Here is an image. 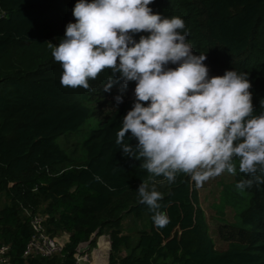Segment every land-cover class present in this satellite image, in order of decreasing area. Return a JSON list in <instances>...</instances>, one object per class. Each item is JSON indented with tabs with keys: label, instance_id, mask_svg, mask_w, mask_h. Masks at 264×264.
<instances>
[{
	"label": "trees",
	"instance_id": "trees-1",
	"mask_svg": "<svg viewBox=\"0 0 264 264\" xmlns=\"http://www.w3.org/2000/svg\"><path fill=\"white\" fill-rule=\"evenodd\" d=\"M77 2L0 0V241L10 245L8 264H77L79 248L95 245L100 236L111 245L108 264H264V182L240 173L238 160L236 174L224 172L231 180L223 175L218 180L215 207L221 216L214 229L201 189L184 173L171 184L156 178L162 187L160 210L169 220L165 227L154 225L140 199L128 202L143 180L154 183L142 161L125 157L116 144L135 95L114 102V110L97 124L91 119L80 157L57 141L83 130L95 99L108 94L104 88L111 75L105 69L89 80L88 90L61 84L63 69L47 42L56 39L58 45L66 26L76 22ZM149 7L184 20L185 29L178 31L187 32L195 55H207L210 77L227 70L247 74L253 115L264 112V0H153ZM142 35L150 34L134 38ZM113 79V94H121L123 81L119 74ZM130 136L125 142L135 145ZM256 175L264 180V173ZM248 179L251 187L236 188ZM38 213L50 235L65 234L62 251L52 257L24 255ZM124 215L131 217L127 227Z\"/></svg>",
	"mask_w": 264,
	"mask_h": 264
},
{
	"label": "clouds",
	"instance_id": "clouds-1",
	"mask_svg": "<svg viewBox=\"0 0 264 264\" xmlns=\"http://www.w3.org/2000/svg\"><path fill=\"white\" fill-rule=\"evenodd\" d=\"M152 2L78 0L72 10L76 22L66 26L58 45L47 43L63 69L64 87L88 90L89 80L105 69L111 70L105 92L117 74L121 93L129 82H137L130 89L136 99L116 131V144L125 157L142 161L140 167L154 182L149 190L143 180L137 192L153 213L154 225L163 228L169 220L160 210L157 177L171 184L184 173L199 187L225 170L236 174L238 160L240 173L264 182L256 175L264 173V112L253 115L247 74L227 70L210 77L207 55H195L187 32L178 31L185 29L184 20L153 13ZM139 33L150 35L137 41ZM115 96L117 104L123 103V94ZM260 106L264 108V99ZM129 132L135 145L125 142ZM252 183L241 180L236 188Z\"/></svg>",
	"mask_w": 264,
	"mask_h": 264
},
{
	"label": "rangeland",
	"instance_id": "rangeland-1",
	"mask_svg": "<svg viewBox=\"0 0 264 264\" xmlns=\"http://www.w3.org/2000/svg\"><path fill=\"white\" fill-rule=\"evenodd\" d=\"M56 39L50 40V43L56 45ZM123 99L131 98L134 96V90L126 89L123 93ZM120 95V94H119ZM98 95H94V98H97ZM115 94L110 90L108 94L101 98V99H95L97 100L94 105H91V108L93 110L92 118L89 119V121L85 124V127L83 130L65 135L64 137L58 138L57 141L62 143L63 148L72 154V157H80V151L82 149L84 138L87 134V130L90 129L93 125H91V119L93 124H97L99 121L105 119L114 109H113V103L115 101ZM225 176L224 178L227 180H231V177L227 173H222L219 176L212 177L208 180H206L202 186H199L201 189V202L205 211V216L207 220H209V223L211 227L214 229L216 225L218 224V221H216V218H218L220 213L218 212V208L215 207V204L218 202L221 185H219L218 180L221 176ZM232 176V175H231ZM153 185L149 184V190H151ZM155 189L158 192H162L161 186H156ZM139 194L136 191H133L130 193V197L128 199V202H133L136 200H139ZM227 214L226 216L231 218L233 213L229 212V210H226ZM125 216V215H124ZM131 217L126 215L124 217V224L127 227V225L130 223ZM65 234L58 237L61 238L63 241H65ZM215 238V236H213ZM105 236H100L97 238V242L95 245H88L84 244L82 246H85L86 248L83 249L84 252L78 255L77 264H108L109 262V254L111 245L109 243V240L106 239ZM108 245V246H107ZM220 248H223L219 244ZM86 254V258L84 255Z\"/></svg>",
	"mask_w": 264,
	"mask_h": 264
},
{
	"label": "built area",
	"instance_id": "built-area-1",
	"mask_svg": "<svg viewBox=\"0 0 264 264\" xmlns=\"http://www.w3.org/2000/svg\"><path fill=\"white\" fill-rule=\"evenodd\" d=\"M31 223L34 233L28 240L24 255H35L43 257H52L56 253H60L63 249L64 241L61 238L52 236L48 233L45 226V218L42 214L32 216ZM86 247L79 248L78 255L83 253ZM86 258V254L84 255ZM10 245L0 241V264H8L10 262Z\"/></svg>",
	"mask_w": 264,
	"mask_h": 264
},
{
	"label": "crops",
	"instance_id": "crops-1",
	"mask_svg": "<svg viewBox=\"0 0 264 264\" xmlns=\"http://www.w3.org/2000/svg\"><path fill=\"white\" fill-rule=\"evenodd\" d=\"M101 237H102V236H101ZM104 240H106V238H105Z\"/></svg>",
	"mask_w": 264,
	"mask_h": 264
}]
</instances>
